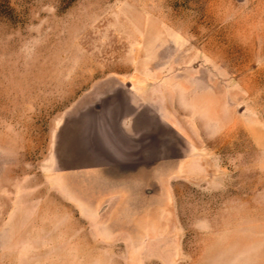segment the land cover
<instances>
[{"label":"rangeland","instance_id":"obj_1","mask_svg":"<svg viewBox=\"0 0 264 264\" xmlns=\"http://www.w3.org/2000/svg\"><path fill=\"white\" fill-rule=\"evenodd\" d=\"M104 97L150 171L80 169ZM0 264H264V0H0Z\"/></svg>","mask_w":264,"mask_h":264},{"label":"crops","instance_id":"obj_2","mask_svg":"<svg viewBox=\"0 0 264 264\" xmlns=\"http://www.w3.org/2000/svg\"><path fill=\"white\" fill-rule=\"evenodd\" d=\"M105 101L109 107L118 105V130L130 142V146L115 143L109 138L104 118L107 119L112 109L108 108L106 111L100 109ZM77 112L74 126L79 131L82 130L80 136L83 137L78 138L76 148L71 143L69 150L76 151L78 159L86 162L85 166L80 168L83 171H150L149 164H144V161L149 158L150 151L156 149V152L153 151L155 154L153 159L156 161L165 159V153L159 151V142L156 138L142 132L131 135L123 130L121 122L124 118V105L120 98L104 97L93 106L79 109ZM100 114H103V120H100ZM134 144H138V147L135 148ZM155 168L153 171H159Z\"/></svg>","mask_w":264,"mask_h":264},{"label":"water","instance_id":"obj_3","mask_svg":"<svg viewBox=\"0 0 264 264\" xmlns=\"http://www.w3.org/2000/svg\"><path fill=\"white\" fill-rule=\"evenodd\" d=\"M111 108L112 111L111 113L108 114L107 119L104 118V116H102L103 114L99 115L100 120H103L102 118H104V124H105V128L108 132V136L109 138L114 141L115 143H119V144H126L128 146H130V142H128L125 137L122 136V134L120 133V131L118 130V126H117V116H118V105H115L113 107H109V104L107 101L104 102V104H102V106L100 107V109H102V111H106V109ZM134 147L137 148L138 144H134Z\"/></svg>","mask_w":264,"mask_h":264}]
</instances>
